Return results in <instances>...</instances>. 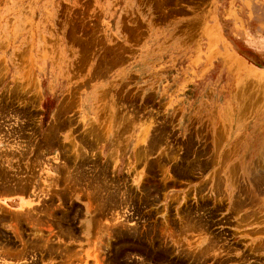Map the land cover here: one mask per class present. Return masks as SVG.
Wrapping results in <instances>:
<instances>
[{
    "label": "rangeland",
    "instance_id": "374dc122",
    "mask_svg": "<svg viewBox=\"0 0 264 264\" xmlns=\"http://www.w3.org/2000/svg\"><path fill=\"white\" fill-rule=\"evenodd\" d=\"M0 264H264V0H0Z\"/></svg>",
    "mask_w": 264,
    "mask_h": 264
}]
</instances>
